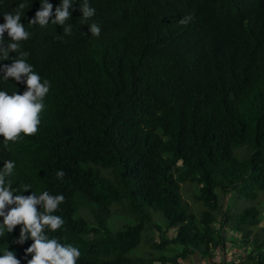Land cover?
I'll use <instances>...</instances> for the list:
<instances>
[{
    "label": "trees",
    "instance_id": "16d2710c",
    "mask_svg": "<svg viewBox=\"0 0 264 264\" xmlns=\"http://www.w3.org/2000/svg\"><path fill=\"white\" fill-rule=\"evenodd\" d=\"M22 2L30 38L21 50L50 90L36 134L21 133L7 146L0 136V170L5 160L15 161L14 195H64L53 213L64 223L46 235L77 247V264H183L178 258L190 253L201 258L224 250L228 224L240 232L239 245L249 247L246 260L229 263L264 264L260 209L233 210L222 201L241 186L250 197L264 192V0H88L95 15L86 23L83 0H73L65 22L70 35L51 23L62 0H49L53 16L45 27L29 23L41 0H0V24ZM186 16L193 19L185 26L179 21ZM92 23L101 28L98 38ZM9 42L5 32L3 47ZM16 56L0 59V91L9 95L27 90L2 79ZM242 145L248 151L239 156ZM57 170L66 173L62 180ZM187 180L198 186L200 215L182 198ZM113 202L131 210L134 221L122 229L107 226ZM150 207L163 213L165 230H176L155 246L180 248L171 256L130 257L143 229L154 224ZM21 227L0 234V256L13 251L28 264L34 241L18 243Z\"/></svg>",
    "mask_w": 264,
    "mask_h": 264
},
{
    "label": "clouds",
    "instance_id": "9594fccd",
    "mask_svg": "<svg viewBox=\"0 0 264 264\" xmlns=\"http://www.w3.org/2000/svg\"><path fill=\"white\" fill-rule=\"evenodd\" d=\"M72 5L73 0H62V3L55 8V18L51 20L52 24L63 26L64 35H70L72 31L71 25L65 24L71 18ZM25 7L26 4L22 2L13 12L4 13L5 23L0 24V59L8 60L9 53H18V56L12 58L11 65L3 66L2 79L14 78L16 82L27 85V90L23 94L15 92L9 95L5 91H0V136L4 137L5 146L10 141H18L21 133L32 136L38 132L41 122L40 113L45 107L43 100L50 90V82H41L40 75L34 72L33 66L26 62L28 53L21 50L20 42L30 38V33L21 23V14ZM80 10L85 23L95 15V9L90 7L88 0H83ZM52 16L53 5L49 3V0H41V9L36 11L29 23L45 27ZM192 19L191 16H186L179 23L186 26ZM89 29L91 36L97 38L100 36L101 28L97 24H90ZM5 32L11 38L7 48L3 47ZM15 167V161L5 160L4 167L0 170V217H3V222L0 223V234L5 230L12 233L17 225H22L18 243L23 244L28 239L34 241L26 249L25 258L27 255L34 254L28 260V264H77L81 256L80 250L71 244H61L56 238H49L45 232L46 228L56 232L62 227L64 223L62 217L53 213L65 201L64 195L53 196L48 191L40 194L33 192L28 196L14 195L19 192L18 188H13L10 179ZM65 175L63 170L56 172L57 179L62 180ZM29 189H31L30 186L25 188L24 192ZM13 205L14 207H8ZM38 205L41 206V211H38ZM0 264H21V262L13 251L6 250L0 256Z\"/></svg>",
    "mask_w": 264,
    "mask_h": 264
},
{
    "label": "rangeland",
    "instance_id": "374dc122",
    "mask_svg": "<svg viewBox=\"0 0 264 264\" xmlns=\"http://www.w3.org/2000/svg\"><path fill=\"white\" fill-rule=\"evenodd\" d=\"M236 147V153L239 156H243L247 153V147ZM108 175L109 172L106 171ZM112 179H115V175L112 173ZM198 186L195 185L192 181H184L181 183V195L189 205L190 210H192L196 215H200L201 211L205 208L204 203L201 200H196L193 196V193L197 191ZM237 189V188H234ZM218 194L221 197L222 192L218 189ZM223 207H226L228 204L232 205L233 210L242 209L248 205H256L260 209V222L259 225H262L264 222V192L258 191L254 196H248L245 192V188L241 186L238 191L232 189L230 192H226L223 199ZM126 205L128 203L126 202ZM87 208L80 207L79 213L86 214ZM131 211L129 207L122 208L120 203L114 202L111 204V214L107 220V226L111 230L122 229L126 226L127 223L133 222L131 216L128 215V212ZM150 220H153V225L148 228H144L142 232L141 239L139 243L130 249L127 252V255L130 257H141V258H150L153 259L155 256L160 254L171 256L174 253H177L180 246L172 242H167L162 247H156L155 243H159L162 239V236L166 239H170L175 235V227H170L165 230L166 219L163 216V213L158 210L150 207ZM231 212V211H230ZM237 212H234L236 215ZM91 221V219H90ZM160 226V227H159ZM225 240L227 241L224 250L220 248H214V253L212 255H207L204 257H197L195 254H188L185 258L179 257L178 259L183 262V264H230V261H238L239 257L247 259L246 254L249 252L248 246L239 245L240 243V232L235 229L234 226L225 225L224 230ZM234 236L235 240L233 239ZM249 245V244H247ZM250 246V245H249ZM251 247V246H250ZM242 254V255H241ZM200 258V259H199ZM154 263H158V259H154Z\"/></svg>",
    "mask_w": 264,
    "mask_h": 264
}]
</instances>
